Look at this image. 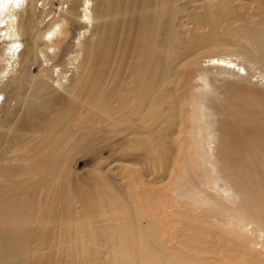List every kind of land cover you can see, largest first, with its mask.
Here are the masks:
<instances>
[{
  "label": "bare ground",
  "instance_id": "1",
  "mask_svg": "<svg viewBox=\"0 0 264 264\" xmlns=\"http://www.w3.org/2000/svg\"><path fill=\"white\" fill-rule=\"evenodd\" d=\"M220 1L0 0V154L11 156V133L16 148V172L0 167V264H106L108 253L112 264H167V234L137 210L124 179L116 195L107 181L74 177L79 155L121 130L147 168L160 167L147 171L157 188L184 132L191 143L170 190L205 216L184 214L176 234L238 264H264V13L232 29L228 16L240 13ZM179 18L191 23L187 34ZM123 212L131 223L107 234L103 222ZM211 227L207 240L201 231Z\"/></svg>",
  "mask_w": 264,
  "mask_h": 264
},
{
  "label": "rangeland",
  "instance_id": "2",
  "mask_svg": "<svg viewBox=\"0 0 264 264\" xmlns=\"http://www.w3.org/2000/svg\"><path fill=\"white\" fill-rule=\"evenodd\" d=\"M191 1H193L192 5L194 7L198 6L199 0H191ZM227 1L228 2H225L224 0L220 1L221 6L223 8H226L228 5H230L236 10V12L240 13V15L231 13L228 16V22L230 23V27L232 29L250 27L258 22H261L262 15L264 13V0H227ZM63 6H66V5H63ZM190 24L191 23L183 21L182 19L179 18L176 21V28H178L182 33L187 34L186 28ZM51 45H55V44L52 43ZM202 55H204L205 57H209V56H212L213 54L211 51H207L205 53H202ZM51 57L53 61H58V58H59L58 56L51 54ZM31 68L36 71L34 73H38L41 70V66L39 64H37V66L35 64H32ZM194 76H195V73L192 72V74H189V77H188L189 79L187 78V80L192 82L191 85L187 87V88H191V90L193 88L192 85H194V81H192L194 79ZM25 87H26V83L24 84V87L21 91H23ZM189 100H190L189 95L187 93V97L185 100V106L188 109H189V105H188ZM79 115L82 116V113H80ZM186 117L188 121L191 118V113L188 112V110H186ZM192 118H193V115H192ZM78 119L79 117L73 122V124L78 123ZM94 129H96V124L94 126ZM126 133H127V130L113 131L112 135L107 139V141L97 144V146L94 148L92 152H89L87 154L83 153L84 156L83 154L79 155V157L76 159L77 161L75 164V169L77 168L78 171L77 173H74V177L77 176L76 179L77 178L84 179L86 177H95L99 180H103L105 182L107 181V184H109V186L112 188L113 192L116 195L119 194L116 189V186H118V181H120V179H124L127 183L128 189L130 190L131 201L135 204L137 210L140 211L149 222H151L152 224L157 223L159 225V226H156V230L163 232L164 235L167 234V236L162 235V237H164V240L166 242V250H165L164 255H167L165 256L166 259H168V262H166L167 264H181V263L182 264H202V263L203 264H214L216 261L217 263L218 261H220L219 257H221L222 259V262H220L219 264H238L235 261H230L229 259L225 258V254H220L215 249H211L210 251L203 252V250L200 249L198 246V244L200 245L203 244V243H200V241L197 242L199 238L196 240L194 237L191 238V235L189 238V235H188L187 236V238H189L188 240L185 237H182V236L179 237L175 232V229L177 228V224L179 223V219H182L184 217V214H185V217L183 218V220L187 218V220L192 221V222H198L200 218L202 220L205 216L203 211H200V213H198L195 210V206L192 202L188 200L187 201L178 200L175 194V189H172V191L170 190V186L171 187L173 186L174 178L178 177L176 176L178 172L181 174L183 171L182 168L180 167V164L183 159L182 156H183V153L187 150L189 144L191 143L190 140L186 138L185 134H183L184 132L178 136V140L176 141L175 147L176 149L178 148L177 151L178 150L180 151H179V158H177L178 156H175L174 158L175 160L174 164H176L175 168L171 170V174L167 182L162 183V186H159V188H157L155 185H152L151 183L152 177L151 176L147 177L148 176L147 171H150L152 175H157L161 173L160 167L155 166L151 169L147 168L144 162V159H143V153H144L143 150H141L140 148H134L133 151H131L129 149L130 148L129 145H131L132 143H130L128 139L124 138V135ZM139 138L141 139L143 137H139ZM13 142H14L13 134L11 133V143L8 145V148L11 149V156L9 155L8 152H5V154H0V167L6 170L11 169V172H16L14 171L16 169V167L13 166L14 162H11V167L9 163L16 149ZM155 150L156 149H153V152H155ZM194 152L195 151H193L194 157L193 156L192 157L195 162L199 163V160L197 159V156H195ZM127 154L130 156H126ZM177 161H178V164H177ZM124 180L122 181V183L125 182ZM12 183L14 182H11V184ZM175 201L178 202V205ZM187 202H189L190 204H188ZM175 203L176 205H174ZM191 203H192V206H191ZM183 206L185 207V209ZM178 210L180 211L178 212ZM169 213H173V215ZM123 214H120L119 217L118 215L115 217L110 216L108 220H105L103 222L102 229L105 226H107L106 232L108 234L109 232L116 230L114 227V224L117 225V224L131 223L130 218L128 217V213L123 212ZM174 215H175V218H174ZM71 224L72 223L69 221L66 226V230H65L66 232L64 233V236L66 235V237H64L66 241H68L67 237L69 235V230L70 228H72ZM113 227L114 229H112ZM209 229H214V227L207 228V231L205 232L201 231L203 233V236L207 240L211 239L213 235L209 232ZM56 237L57 236L53 234L49 240H46V244H45V250L47 251V253L49 252L50 257L52 258L55 256L54 254L55 250L53 247V243L56 240ZM181 237L182 239L184 238L183 239L184 241L181 240L182 242L180 243L179 238ZM232 238L238 240V239H241V235L239 234V236L232 237ZM128 240L131 246L136 244L135 240H133V237H129ZM188 241L189 242L194 241V242H197L198 244L195 243V245H197L196 247L195 245L191 246V242L189 244ZM183 242L185 243L188 242L187 245L189 246L185 247L186 244L184 243L183 245ZM227 244L224 246H221L219 250H226ZM197 247L199 248L200 251L198 250ZM67 248L68 247L65 246L64 251H63L64 255H68ZM192 250L194 251L192 252ZM110 256H111V253H108L104 256L106 258L104 260L105 261L107 260L105 262L106 264H109V262L111 263L112 259L110 258ZM216 257L217 259H215ZM213 259L215 261H213ZM208 261H211V262L213 261V262L210 263Z\"/></svg>",
  "mask_w": 264,
  "mask_h": 264
}]
</instances>
